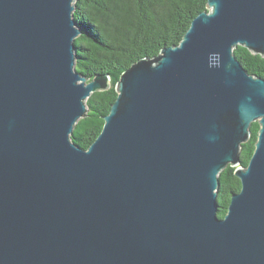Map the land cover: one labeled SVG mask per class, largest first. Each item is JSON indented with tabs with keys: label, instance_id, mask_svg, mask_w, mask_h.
Segmentation results:
<instances>
[{
	"label": "water",
	"instance_id": "obj_1",
	"mask_svg": "<svg viewBox=\"0 0 264 264\" xmlns=\"http://www.w3.org/2000/svg\"><path fill=\"white\" fill-rule=\"evenodd\" d=\"M73 2L0 0V264H264V80L233 55L264 58V0H207L121 74L87 150L70 136L109 77L75 71Z\"/></svg>",
	"mask_w": 264,
	"mask_h": 264
},
{
	"label": "trees",
	"instance_id": "obj_2",
	"mask_svg": "<svg viewBox=\"0 0 264 264\" xmlns=\"http://www.w3.org/2000/svg\"><path fill=\"white\" fill-rule=\"evenodd\" d=\"M73 20L81 30L74 40L75 71L91 81L97 75L109 77V88L92 93L87 112L75 124L70 140L87 150L102 131L104 120L117 97L121 74L143 58L157 56L162 48L177 46L192 20L207 9V0H74ZM233 55L248 74L264 80V58L237 46ZM250 136L241 145L240 165L253 154L259 124L250 125ZM235 168L218 175V219L226 215L231 194L240 190Z\"/></svg>",
	"mask_w": 264,
	"mask_h": 264
}]
</instances>
